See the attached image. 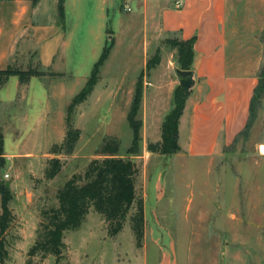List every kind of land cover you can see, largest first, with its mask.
I'll use <instances>...</instances> for the list:
<instances>
[{"label": "rangeland", "instance_id": "rangeland-1", "mask_svg": "<svg viewBox=\"0 0 264 264\" xmlns=\"http://www.w3.org/2000/svg\"><path fill=\"white\" fill-rule=\"evenodd\" d=\"M116 2L129 23L126 28L121 21L120 26L118 16H110V38L87 32L93 1L77 4L83 24L74 28L72 46L55 69H41L30 33L0 37V69L45 72L31 77L28 87H16L15 76L0 86V184L11 194L13 214L6 235V264H26L41 210L56 205V191L98 158L102 142L112 138L118 141L119 155L129 157L139 168L136 190L144 195L145 223L141 246L136 245L131 229V212L122 230L110 236L102 216L91 207L78 228L64 232L66 251L61 264H158L168 246L154 238L157 231L168 236L167 242L172 240L175 264H264V93L254 101L248 128L237 134L223 155L150 154L146 145L157 142L160 121L173 106L176 65L173 53L161 48L163 41L145 16L150 7H137V0ZM66 8L68 24L77 13L70 5ZM111 40L93 91L72 107V126L80 131L74 150L69 156H58L63 167L47 180L46 161L53 157L51 147L63 140L67 106ZM11 42L14 52L1 57L3 46ZM156 50L159 61L149 67ZM137 85L141 101L136 118L142 126L138 144L131 147L126 115ZM31 262L52 264L54 257L42 261L33 257Z\"/></svg>", "mask_w": 264, "mask_h": 264}, {"label": "crops", "instance_id": "crops-1", "mask_svg": "<svg viewBox=\"0 0 264 264\" xmlns=\"http://www.w3.org/2000/svg\"><path fill=\"white\" fill-rule=\"evenodd\" d=\"M81 1L62 0L63 15L60 16L58 0H0V37L7 33H30L41 69H55V64L65 61V51L72 46L74 28L83 24L79 17L83 11L77 7ZM89 1H93L94 7L90 11L92 18L88 33L97 34V38L101 35L110 38L113 33L108 25L110 16H118L117 24L123 26V21L128 27L129 18L121 13L117 0ZM137 1V7L141 6L143 10L147 5L150 7L145 16L148 15L155 33L163 41L164 47L161 48L166 47L173 53L175 67V49L165 41L194 39L191 64L194 85L178 120L180 151L174 155L182 154V151L187 157L223 155L237 134L249 125L251 98L258 83L264 53V40L261 39L264 0ZM67 5L77 13L68 24ZM11 45L12 42L3 46L1 57L14 52ZM17 86L28 87V83L20 85L18 82ZM180 138L183 139L182 145L179 144ZM153 236L168 246L158 264H175L171 255L172 240L167 242L168 236L162 231L155 232Z\"/></svg>", "mask_w": 264, "mask_h": 264}, {"label": "trees", "instance_id": "trees-1", "mask_svg": "<svg viewBox=\"0 0 264 264\" xmlns=\"http://www.w3.org/2000/svg\"><path fill=\"white\" fill-rule=\"evenodd\" d=\"M59 15H63L62 0H58ZM264 40V32L261 36ZM171 49H175L177 67L181 70H191L193 59L194 39L165 41ZM113 41L107 42L101 54L94 62L84 86L71 101L66 109L65 134L59 144L50 149L53 155L46 162L44 178H54L63 167V160L58 156L72 154L79 139L80 131L72 126V107L84 101L93 91L99 80V72L103 62L109 55ZM159 61L158 50L149 61L148 66ZM44 71L28 68L27 70L7 67L0 70V84H4L9 77L15 76L20 85H25L31 77H41ZM264 93V66L260 69L258 83L255 86L250 103V112L254 101ZM189 91L177 85L172 97V108L165 115L160 127V141L148 143L146 149L150 153L170 156L180 151L178 145V120ZM141 101V88L136 86L133 99L126 115L129 128L132 131V146L140 140L139 131L141 120L137 119ZM248 128V125L247 127ZM246 131V129H244ZM1 144V140H0ZM129 152L130 149L128 150ZM98 158L91 159L82 173L73 174L61 188L56 191V205L40 212V221L34 242L27 252L26 264H33L31 259L39 257L42 261L48 256L54 257L52 264H61L65 258L66 245L63 241L64 232L78 228L89 208L100 214L105 222L107 234L114 236L124 225L129 212L130 224L136 245L140 247L144 232V205L142 195H138L136 181L139 176L138 165L129 157L119 155V144L116 139H106L98 149ZM11 194L0 184V264H6L8 256L7 232L13 221V214L9 207ZM41 264V263H39Z\"/></svg>", "mask_w": 264, "mask_h": 264}, {"label": "water", "instance_id": "water-1", "mask_svg": "<svg viewBox=\"0 0 264 264\" xmlns=\"http://www.w3.org/2000/svg\"><path fill=\"white\" fill-rule=\"evenodd\" d=\"M173 73L179 86L184 87L187 91H190L192 89L194 85L192 70H181L177 67H174Z\"/></svg>", "mask_w": 264, "mask_h": 264}]
</instances>
